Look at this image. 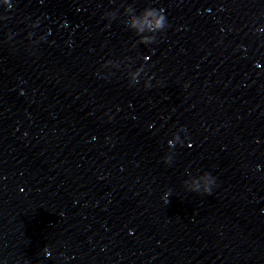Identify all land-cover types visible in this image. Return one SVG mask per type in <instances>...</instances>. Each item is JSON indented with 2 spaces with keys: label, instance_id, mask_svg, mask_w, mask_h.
Segmentation results:
<instances>
[{
  "label": "water",
  "instance_id": "95a60500",
  "mask_svg": "<svg viewBox=\"0 0 264 264\" xmlns=\"http://www.w3.org/2000/svg\"><path fill=\"white\" fill-rule=\"evenodd\" d=\"M0 264H264V0H0Z\"/></svg>",
  "mask_w": 264,
  "mask_h": 264
},
{
  "label": "clouds",
  "instance_id": "9594fccd",
  "mask_svg": "<svg viewBox=\"0 0 264 264\" xmlns=\"http://www.w3.org/2000/svg\"><path fill=\"white\" fill-rule=\"evenodd\" d=\"M5 3H8V0H5ZM125 14L130 17V19L127 21L128 27L135 30L136 33L141 36L140 43H154L155 35L147 36L143 34L146 32L155 34L167 27V18L164 9L148 7L145 8L139 15H137L135 13V9L129 6L125 9ZM169 143L170 145L174 146L173 141H170ZM205 192L210 194L211 188H207ZM167 195L170 196V193H168ZM48 255L50 256L51 253L49 252Z\"/></svg>",
  "mask_w": 264,
  "mask_h": 264
}]
</instances>
